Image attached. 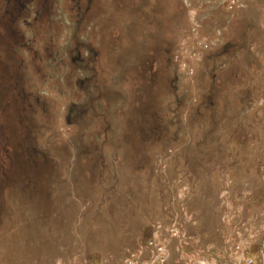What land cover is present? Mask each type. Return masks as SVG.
Returning <instances> with one entry per match:
<instances>
[{
	"label": "rangeland",
	"instance_id": "1",
	"mask_svg": "<svg viewBox=\"0 0 264 264\" xmlns=\"http://www.w3.org/2000/svg\"><path fill=\"white\" fill-rule=\"evenodd\" d=\"M22 2L0 264H264V0Z\"/></svg>",
	"mask_w": 264,
	"mask_h": 264
},
{
	"label": "flooded vegetation",
	"instance_id": "2",
	"mask_svg": "<svg viewBox=\"0 0 264 264\" xmlns=\"http://www.w3.org/2000/svg\"><path fill=\"white\" fill-rule=\"evenodd\" d=\"M2 3L5 4V7L3 5V8L0 9V21H8L14 24L19 19V16L22 17L24 15L22 10L25 2H22V0H2Z\"/></svg>",
	"mask_w": 264,
	"mask_h": 264
}]
</instances>
